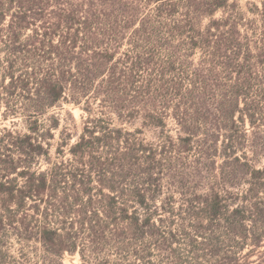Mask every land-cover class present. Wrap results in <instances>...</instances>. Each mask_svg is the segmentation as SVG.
Segmentation results:
<instances>
[{"label":"trees","instance_id":"1","mask_svg":"<svg viewBox=\"0 0 264 264\" xmlns=\"http://www.w3.org/2000/svg\"><path fill=\"white\" fill-rule=\"evenodd\" d=\"M225 3L0 0V111L24 124L0 129V264H153L178 235L204 264H264V167L237 155L260 128L264 34L251 47ZM63 103L86 117L52 161L43 118ZM174 193L176 230L151 211Z\"/></svg>","mask_w":264,"mask_h":264},{"label":"rangeland","instance_id":"2","mask_svg":"<svg viewBox=\"0 0 264 264\" xmlns=\"http://www.w3.org/2000/svg\"><path fill=\"white\" fill-rule=\"evenodd\" d=\"M225 7L224 10L229 15H238L239 18L242 21V24L240 26L241 33L243 35L247 36V40L250 44V46L257 45L258 41L260 40L262 35L264 34V0H224ZM223 9L217 11L213 19H219L222 15ZM209 20L207 18L203 19L200 23L201 27L204 28L206 25H208ZM245 41V40H244ZM244 43V42H243ZM178 44L177 41L174 43V45ZM201 58V53L197 51L193 59L189 58L188 62H191L193 64L199 63ZM262 102V101H261ZM263 103H260L259 109L256 112V118L259 119L257 124H259V129H254L250 127V124L248 120L245 122V129L247 130V147H245L243 150L237 151V155L239 156H245L246 160L249 162V165L256 169H261L264 167V147L256 148V150L252 147L254 141H256L257 135L255 136V132L259 131V136L264 138V105L262 107ZM96 106V105H95ZM94 106V107H95ZM3 107L0 111V129L2 128H10L12 125V121H17L16 126L13 127L14 130L17 131H23L24 124L20 121L22 120H16V119H8L5 120L2 115ZM96 115L98 116L97 109L95 110ZM51 116L59 119V128L56 131H53L54 134L53 139L50 141L51 143V149H50V158L52 161H57L58 157L56 154V149L59 143H61V140L63 138L66 139V142L69 144H73L74 141L77 139V137L82 133L83 128V122L86 117V113L78 107L71 103H63L62 105H58L52 109H50L45 117L43 118L45 123H47V119H49ZM18 119V118H17ZM116 127L119 125V123H115ZM123 127H127V129L130 132H133L137 127V123L131 124H124ZM167 130L171 135H175L176 131V125L172 120L168 121ZM156 136H159L157 133L152 134L150 131H145L142 135V138L146 142H158V138ZM264 140V139H262ZM261 142V141H259ZM64 149V148H63ZM64 157L68 158L69 153L67 148H65ZM45 162L41 163L42 170L46 168L47 165H45ZM181 165L183 162H181ZM165 184H167L165 180ZM241 188H245V186L242 184ZM203 192V191H200ZM175 202L172 206H163L160 202L157 203V208H152L151 211L155 212L156 219L155 224H161L163 226H169L176 230L177 228H180V226H189L190 220L188 216H185L186 210L185 207H180V202H178L179 197L178 194L174 193ZM160 218V219H158ZM157 220H160L158 222ZM184 236L178 235L176 237V240L174 243L170 246L168 249L167 254H159L157 252L154 253L155 259L153 260V264H204V261L214 262V260H208L204 259L201 251H199V247H197L198 253H195V248H191L188 246V241ZM199 240V239H198ZM199 242V241H198ZM15 244V242H14ZM16 245V244H15ZM17 246V245H16ZM227 249L226 247L223 248V250ZM191 251L192 253H195V256L198 255V258L195 259L194 256L189 254ZM107 256L110 255V252L106 254ZM112 256V255H111ZM110 257V256H109ZM194 258V259H192ZM79 256L75 255L73 257V261L71 262L70 257H66L64 260V264H79Z\"/></svg>","mask_w":264,"mask_h":264}]
</instances>
